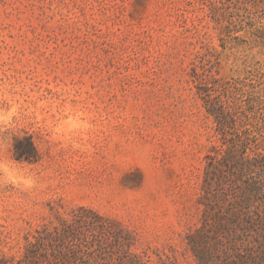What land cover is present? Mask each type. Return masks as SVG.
<instances>
[{"label":"rangeland","instance_id":"374dc122","mask_svg":"<svg viewBox=\"0 0 264 264\" xmlns=\"http://www.w3.org/2000/svg\"><path fill=\"white\" fill-rule=\"evenodd\" d=\"M206 94L264 133V0H0V116L14 121L0 137L22 134L10 158L37 179L0 183V258L22 264L28 241L84 207L109 219L107 252L118 223L120 252L196 264L185 237L219 144ZM69 109L91 126L81 149L56 134ZM27 138L35 162L14 158Z\"/></svg>","mask_w":264,"mask_h":264},{"label":"trees","instance_id":"16d2710c","mask_svg":"<svg viewBox=\"0 0 264 264\" xmlns=\"http://www.w3.org/2000/svg\"><path fill=\"white\" fill-rule=\"evenodd\" d=\"M202 99L219 144L211 145L204 157L200 224L186 234L187 249L196 264H264V133L254 124L234 125V112L218 97L206 94ZM257 109L252 106L250 112ZM14 158L37 161L30 139L15 141ZM117 228L118 248L107 252L103 237L113 232L109 219L80 207L70 219H60L51 231L28 241L20 263L145 264L136 254L120 252L119 237L125 231L118 223ZM0 264H6L3 258Z\"/></svg>","mask_w":264,"mask_h":264},{"label":"clouds","instance_id":"9594fccd","mask_svg":"<svg viewBox=\"0 0 264 264\" xmlns=\"http://www.w3.org/2000/svg\"><path fill=\"white\" fill-rule=\"evenodd\" d=\"M13 124L14 121L11 117L5 122L4 118L0 116V126H3L6 133L12 129ZM90 127L81 114L73 113L69 109L65 118L58 125L56 134L65 146H70L73 150L81 149V145L76 142V139L86 135ZM12 135L22 134L19 131H13L10 135L0 137V183L10 185L22 192H30L37 186V179L28 164L17 163L10 158ZM4 153H8V155L5 157ZM22 164L25 166L21 167Z\"/></svg>","mask_w":264,"mask_h":264}]
</instances>
